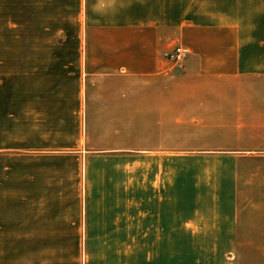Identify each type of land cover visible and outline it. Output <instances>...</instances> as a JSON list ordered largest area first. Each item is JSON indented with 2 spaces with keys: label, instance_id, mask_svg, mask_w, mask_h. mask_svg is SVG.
<instances>
[{
  "label": "crops",
  "instance_id": "crops-1",
  "mask_svg": "<svg viewBox=\"0 0 264 264\" xmlns=\"http://www.w3.org/2000/svg\"><path fill=\"white\" fill-rule=\"evenodd\" d=\"M15 4L20 44L0 46V264H140L125 246L171 244L172 133H264L246 92L264 46L188 0ZM177 46L183 69L164 61ZM238 164L196 221L264 244V167Z\"/></svg>",
  "mask_w": 264,
  "mask_h": 264
},
{
  "label": "rangeland",
  "instance_id": "rangeland-1",
  "mask_svg": "<svg viewBox=\"0 0 264 264\" xmlns=\"http://www.w3.org/2000/svg\"><path fill=\"white\" fill-rule=\"evenodd\" d=\"M188 2L203 5L205 13L213 17L225 14L235 25L244 23L250 33L249 44L264 46V0ZM15 3L18 0H0V46L20 44L19 7ZM262 74L260 79L252 78L251 90L246 92L262 98L261 102L252 104L264 108V68ZM255 114L256 111H253ZM252 121L258 120L253 118ZM240 125L245 126L244 123ZM176 127L173 129H182ZM262 127L256 125L255 129ZM249 157L257 160L264 158V133L173 132L170 155L171 198L167 200L172 209L171 244L125 246V253L130 255L139 249L140 264H264V244L240 243L243 240L239 238L243 239L245 234H252V231L240 230L236 233L237 239L233 236L229 240L227 230H201L196 221L197 212L211 208L219 200H226L223 197L218 199V196L227 195L226 178L232 172L235 162L240 163V167L246 165L252 169L255 163L243 162V159ZM254 167L261 169L264 166L260 164ZM148 253L150 258H147ZM4 264L12 263L7 261Z\"/></svg>",
  "mask_w": 264,
  "mask_h": 264
},
{
  "label": "built area",
  "instance_id": "built-area-1",
  "mask_svg": "<svg viewBox=\"0 0 264 264\" xmlns=\"http://www.w3.org/2000/svg\"><path fill=\"white\" fill-rule=\"evenodd\" d=\"M189 54L190 50L187 47L177 46L171 52L165 55L164 60L171 66L182 68Z\"/></svg>",
  "mask_w": 264,
  "mask_h": 264
}]
</instances>
